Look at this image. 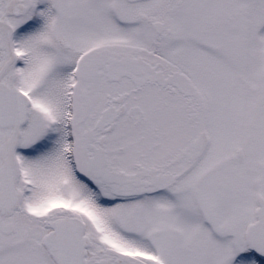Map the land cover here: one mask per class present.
<instances>
[{
	"label": "flooded vegetation",
	"instance_id": "flooded-vegetation-1",
	"mask_svg": "<svg viewBox=\"0 0 264 264\" xmlns=\"http://www.w3.org/2000/svg\"><path fill=\"white\" fill-rule=\"evenodd\" d=\"M121 1L125 7L121 14L113 13L112 0H106L101 8L111 17L108 25L118 36L81 47L75 28L86 16L80 13L78 0H0V264H58L50 253V234L55 228L81 223L88 264L89 216L69 208L59 182L57 190H52L48 169L35 164H47L51 151L57 153L51 159L68 165L86 188L95 191L103 184L102 196L120 203L133 202L135 208L165 193H200L185 187L186 173L176 178L170 173L158 175L138 162L132 170L134 164L129 161L128 172L118 170L112 162L110 137L120 119L142 114L145 101L156 107V93L186 104V113L193 108L207 110V94L193 85L219 86L224 83L226 66L236 69L242 65L243 54L253 50L260 54L264 47V0ZM244 22L247 29L242 28ZM252 24L258 26L252 28ZM165 40L168 44L162 45ZM242 41H248L247 45L241 47ZM114 43L120 44L116 45L119 52L114 53ZM230 43L235 50L228 47ZM230 49L232 57H228ZM48 67L56 68L60 77L54 83L55 93L45 96L50 102L57 100L61 109L43 106V102L38 109L34 106L42 82L51 72ZM113 85L128 89L114 92ZM95 90L99 91L97 105L91 95ZM55 116L59 121L54 122ZM246 127L245 134L238 136L241 140L237 137L239 140L228 148H220L227 156H221L219 163L198 179L197 187L214 171L241 162L254 164L258 132L248 122ZM202 136L204 146L199 148ZM211 145L203 127L172 161L197 162ZM77 164L85 179L78 174ZM197 201L209 218L203 196H197ZM257 209L253 207L252 219L244 226L247 246L246 231L257 221ZM238 215L237 208L228 214L227 223L219 220L223 224L219 227L226 224L234 229L233 220ZM144 222L150 227L148 220ZM61 246L58 243L57 251L64 254V243ZM247 252L252 264H264L250 249ZM126 255L93 264H133ZM234 257L227 264L241 260ZM141 262L163 264L156 256Z\"/></svg>",
	"mask_w": 264,
	"mask_h": 264
},
{
	"label": "rangeland",
	"instance_id": "rangeland-1",
	"mask_svg": "<svg viewBox=\"0 0 264 264\" xmlns=\"http://www.w3.org/2000/svg\"><path fill=\"white\" fill-rule=\"evenodd\" d=\"M78 1L80 13L86 16V19L83 16L80 18L75 28V36L80 37L81 47L118 36L116 30L108 25L111 17L105 16L101 10L106 0ZM124 8L121 0H112L113 13L121 14ZM243 14L245 11L241 7ZM256 26L258 24H252V28ZM242 28L247 29V22L242 24ZM167 42L165 40L162 45ZM246 42H240L241 47L246 46ZM129 44L137 45L133 42ZM116 45L120 44L114 43V53L119 52ZM228 47L235 50L231 43ZM232 49L228 57L233 56ZM260 51V54L254 50L243 54L241 67L235 69L226 66L223 84L193 85L207 94V110L201 112L193 108L194 111L186 113V104L182 106L177 99H165L156 93V107L150 100L145 101L142 114L131 119H120L116 131L110 137L112 162L118 170L128 172L131 165L127 164L129 161L134 164L132 170L138 162L141 168L155 169L158 175L167 176L170 173L176 178L186 173L188 181L183 180L185 187L199 189V195L208 205L209 218L198 204L199 195L195 191L182 196L165 193L147 199L141 208H135L133 202L120 203L102 196L101 192L105 189L103 184L98 185L95 191L86 188L75 179L68 165L51 159L56 158L57 153L54 151L48 153V166L35 162L38 168L41 165L48 169L49 187L52 190H57L59 182L66 205L73 211L89 216L87 236L91 244L88 264L100 259L121 257L126 253L133 264H143L141 261L154 256L163 264H227L234 256L241 259L237 264L253 263L243 234L245 223L252 219L253 207L258 206L257 195L264 198V47ZM225 57L228 61V57ZM49 70L48 80H43L34 106L37 108L43 102V106L47 104L49 108L55 106L61 109L57 100L50 102L51 98L46 99L45 96L47 92L50 96L55 93L54 83L60 77L56 68L48 67ZM127 89L128 86L113 85L114 92ZM98 92L95 90L91 93L96 105ZM55 117L54 122L59 121L60 117ZM247 122L255 126L253 130L258 132L254 141V164L241 162L233 167L227 166L220 172L214 171L205 176L200 183L203 186L197 187L198 179L214 168L221 156L227 154L221 152L220 148H228L240 139L238 136L245 134ZM203 127L212 140L210 149L197 162L174 164L172 160L178 158V151L185 149ZM49 128H52L51 125ZM155 147L156 152L153 153ZM237 208L239 215L233 220L234 229L226 224L219 227L223 225L219 224V220H226L227 223L228 214ZM145 220H148L150 227L145 226Z\"/></svg>",
	"mask_w": 264,
	"mask_h": 264
},
{
	"label": "water",
	"instance_id": "water-1",
	"mask_svg": "<svg viewBox=\"0 0 264 264\" xmlns=\"http://www.w3.org/2000/svg\"><path fill=\"white\" fill-rule=\"evenodd\" d=\"M129 2H138L143 0H128ZM119 113L114 119L113 122L120 116ZM114 126V124H113ZM112 126V127H113ZM111 130V127L110 129ZM203 136L199 139L197 143L201 144L199 148L204 146L202 144ZM77 172L83 179L85 175L81 170L79 164L76 165ZM258 209L256 210L257 221L248 226L246 231V239L249 249L258 257L260 260L264 261V198L261 196L258 197ZM84 225H66L63 228L57 229L50 234L49 247L50 253L53 255L55 261L58 264H86V248H87V239L83 236ZM75 239V243H73ZM58 243H64V254L57 251ZM62 247V246H61Z\"/></svg>",
	"mask_w": 264,
	"mask_h": 264
}]
</instances>
